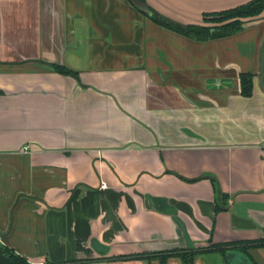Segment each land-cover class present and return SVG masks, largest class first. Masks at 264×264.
<instances>
[{"label":"crops","instance_id":"obj_1","mask_svg":"<svg viewBox=\"0 0 264 264\" xmlns=\"http://www.w3.org/2000/svg\"><path fill=\"white\" fill-rule=\"evenodd\" d=\"M145 1L198 25L250 0ZM263 40L264 12L196 41L128 0H0V246L28 264H162L264 238Z\"/></svg>","mask_w":264,"mask_h":264},{"label":"trees","instance_id":"obj_2","mask_svg":"<svg viewBox=\"0 0 264 264\" xmlns=\"http://www.w3.org/2000/svg\"><path fill=\"white\" fill-rule=\"evenodd\" d=\"M144 1L145 0H141ZM150 9V14H143L153 23L167 28L179 35L196 40L206 41L209 39H219L224 37L232 36L242 31L248 22L252 19L261 16L264 12V0H250L244 4L228 8L225 10L204 13L202 14V22H210L215 24L214 26H200V25H185L180 26L173 24L170 21L164 19L158 12ZM56 70L62 74H69L70 72L62 67H56ZM252 75L249 73H241L239 75L240 94L243 97H249L252 94ZM264 248V238L249 240L244 242H228L223 244H211L204 248L190 249L189 251L172 250L166 254L155 255L159 258L160 262L164 264L167 257H177L184 264H193V260L196 255L203 253H220L223 258L226 251L234 250L240 251L246 254L248 257L249 249ZM2 254L6 256L10 264H28L23 258L14 254L11 250L6 247H1ZM131 257H120L121 260H126ZM142 257V256H140ZM145 257V256H144ZM148 257V256H147ZM250 258V257H249ZM253 264H256L251 258Z\"/></svg>","mask_w":264,"mask_h":264},{"label":"water","instance_id":"obj_3","mask_svg":"<svg viewBox=\"0 0 264 264\" xmlns=\"http://www.w3.org/2000/svg\"><path fill=\"white\" fill-rule=\"evenodd\" d=\"M128 1L138 11H140V12H142L144 14H150V9L149 8H151V7L147 4L146 1L145 2L141 1V0H128ZM161 16L164 19L170 21L173 24H177V25H180V26H185L184 24L175 22V21L171 20L170 18H168L166 16H163V15H161ZM263 44H264V40H263V42L261 44L260 53H261ZM224 260H225V262L227 264H253L252 261L250 260V258L246 254H244V253H242L240 251H234V250L226 251L225 254H224ZM0 264H10L9 259L2 254L1 246H0Z\"/></svg>","mask_w":264,"mask_h":264},{"label":"rangeland","instance_id":"obj_4","mask_svg":"<svg viewBox=\"0 0 264 264\" xmlns=\"http://www.w3.org/2000/svg\"><path fill=\"white\" fill-rule=\"evenodd\" d=\"M228 9V8H227ZM225 10V9H224ZM201 24L202 25H200V24H198V25H200V26H214L215 24H213V23H210V22H202V17H201ZM208 246V245H207ZM207 246H197V247H195V248H197V249H199V248H204V247H207ZM215 254V255H214ZM204 255H206L205 253H203V254H199V255H196V257H198V256H204ZM210 255H213V256H210L209 258H208V260H209V262L207 263V264H225L224 263V260H223V256L220 254V253H211ZM203 258V257H202ZM201 258V259H202Z\"/></svg>","mask_w":264,"mask_h":264},{"label":"built area","instance_id":"obj_5","mask_svg":"<svg viewBox=\"0 0 264 264\" xmlns=\"http://www.w3.org/2000/svg\"><path fill=\"white\" fill-rule=\"evenodd\" d=\"M262 148L264 149V144L262 145ZM101 187H106L105 184H102Z\"/></svg>","mask_w":264,"mask_h":264}]
</instances>
